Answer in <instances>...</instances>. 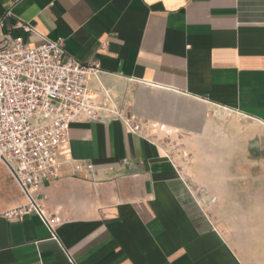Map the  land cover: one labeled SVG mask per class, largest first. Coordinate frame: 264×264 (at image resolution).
I'll return each instance as SVG.
<instances>
[{
  "label": "crops",
  "instance_id": "obj_1",
  "mask_svg": "<svg viewBox=\"0 0 264 264\" xmlns=\"http://www.w3.org/2000/svg\"><path fill=\"white\" fill-rule=\"evenodd\" d=\"M1 19L98 62L101 118L70 124V162L37 193L57 240L2 217L26 200L0 166V264H264V191L220 176L243 167L220 165L223 115L264 127V0H0Z\"/></svg>",
  "mask_w": 264,
  "mask_h": 264
},
{
  "label": "built area",
  "instance_id": "obj_2",
  "mask_svg": "<svg viewBox=\"0 0 264 264\" xmlns=\"http://www.w3.org/2000/svg\"><path fill=\"white\" fill-rule=\"evenodd\" d=\"M16 27L40 41L31 46L21 36L0 33V166L26 200L2 217L35 214L57 240L60 219L44 215L37 193L43 183L59 179L70 162L63 149L70 124L101 118L88 89L99 63H79L66 56L62 40H47L28 24ZM202 194L198 190L199 200Z\"/></svg>",
  "mask_w": 264,
  "mask_h": 264
},
{
  "label": "rangeland",
  "instance_id": "obj_3",
  "mask_svg": "<svg viewBox=\"0 0 264 264\" xmlns=\"http://www.w3.org/2000/svg\"><path fill=\"white\" fill-rule=\"evenodd\" d=\"M220 124V165L243 166L220 167V176H251L256 181L251 185L253 190L264 191V127L230 112L223 115ZM231 182L223 186L229 190Z\"/></svg>",
  "mask_w": 264,
  "mask_h": 264
}]
</instances>
